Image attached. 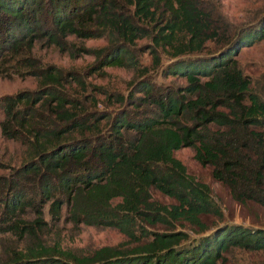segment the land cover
<instances>
[{"label":"trees","instance_id":"16d2710c","mask_svg":"<svg viewBox=\"0 0 264 264\" xmlns=\"http://www.w3.org/2000/svg\"><path fill=\"white\" fill-rule=\"evenodd\" d=\"M221 3L0 0V75L12 65L39 82L0 96L2 135L26 147V157L0 174V232L26 243L3 244L0 264H221L232 248L264 251L262 227L223 223L195 236L172 228L178 219L194 224L198 214L218 212L207 184L174 156L183 146L234 199L264 205V100L235 58L264 36V13L236 25ZM69 34L105 37L103 46L88 49L94 60L87 67L131 70L126 93L87 94L79 72L30 58L34 39L63 46ZM138 39L145 42L137 46ZM67 41L74 52L86 49ZM143 53L146 63L135 55ZM155 73L185 82L157 83ZM72 84L79 93L68 91ZM99 92L106 105L124 106L88 109ZM151 188L174 201L155 200ZM62 207L72 223L114 227L129 241L88 253L44 241L47 222L58 221ZM154 223L172 229L145 227Z\"/></svg>","mask_w":264,"mask_h":264},{"label":"rangeland","instance_id":"374dc122","mask_svg":"<svg viewBox=\"0 0 264 264\" xmlns=\"http://www.w3.org/2000/svg\"><path fill=\"white\" fill-rule=\"evenodd\" d=\"M221 2L223 14L236 25L254 21L264 13V0H221ZM66 38L63 46H56L49 41L34 39L30 49V58L36 59L41 67L51 64L62 71L72 70L79 72L83 80L89 83L87 90L84 91L87 94L90 90L96 92L99 89L126 93L129 85L128 81L132 76L131 70L118 65L103 66L101 68L102 72L88 69L87 67L94 60L93 55L90 53L91 51L88 49L90 47L103 46L106 43L104 36L80 39L69 34ZM67 40L82 44L86 49H78L74 52ZM144 42L145 39H138L137 46ZM135 55L142 63L149 61V56L146 53ZM235 58L242 72L248 75L252 89L264 100V36L251 45L242 47L235 55ZM10 67L5 70L9 71L8 74L0 75V96L24 90H33L39 86L36 75L27 72L10 71ZM152 78L161 84L185 82L183 77L161 76L157 73L153 74ZM90 86H95L97 89H92ZM75 90H78V93L80 91L73 84L72 87H68V91L75 93ZM95 98L98 101L95 105H87L88 109L96 108L111 111L119 106H124V104L116 102L106 105L102 99L103 94L100 92L99 94L95 93ZM87 101L84 102L87 103ZM2 118L3 110L0 106V120ZM25 153V145L17 140L5 137L0 131V163L4 164L3 167L0 166V174H6L11 166L17 165L26 157ZM173 154L183 163L189 174L207 184L209 194L216 204L218 212L198 214V223L194 224L185 219H178L172 228L183 230L189 236L204 234L223 223H241L264 228V205L250 199L245 201L234 199L224 184L211 177L210 166L201 165L193 158L192 148L183 146L175 150ZM150 193L155 200L161 203L168 204L174 201L156 189L151 188ZM61 210V216L58 221L47 222L46 232L41 237L44 241L50 242L56 239L61 247L74 250L77 253H88L101 245H120L125 244V241L128 240V237L114 227L82 223L74 224L64 216L63 207ZM43 213L45 219L48 220L46 206H44ZM24 215L31 217L33 213L26 209ZM145 227L149 230L159 231L169 228L161 223L146 224ZM172 228L170 227L169 229ZM134 234L135 239H142L139 230H135ZM25 243V240H16L15 236L0 232V254H2L3 244L22 247ZM225 255L226 260L221 264H264V251L262 250H247L236 247L227 251Z\"/></svg>","mask_w":264,"mask_h":264}]
</instances>
